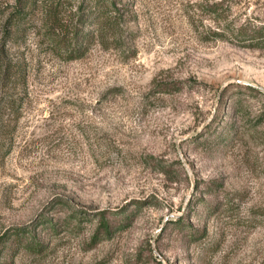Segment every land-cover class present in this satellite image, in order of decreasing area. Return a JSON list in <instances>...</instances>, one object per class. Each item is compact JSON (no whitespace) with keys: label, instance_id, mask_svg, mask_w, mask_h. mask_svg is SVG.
<instances>
[{"label":"rangeland","instance_id":"obj_1","mask_svg":"<svg viewBox=\"0 0 264 264\" xmlns=\"http://www.w3.org/2000/svg\"><path fill=\"white\" fill-rule=\"evenodd\" d=\"M0 264H264V0H0Z\"/></svg>","mask_w":264,"mask_h":264},{"label":"trees","instance_id":"obj_2","mask_svg":"<svg viewBox=\"0 0 264 264\" xmlns=\"http://www.w3.org/2000/svg\"><path fill=\"white\" fill-rule=\"evenodd\" d=\"M261 33H262V28H259L257 30H254L253 36L251 34L250 36L252 37L253 41H259L260 39L259 36L261 35ZM99 233L102 236H109L111 234V225L105 213H101V224L99 226Z\"/></svg>","mask_w":264,"mask_h":264}]
</instances>
